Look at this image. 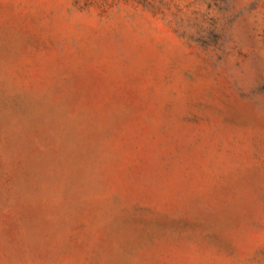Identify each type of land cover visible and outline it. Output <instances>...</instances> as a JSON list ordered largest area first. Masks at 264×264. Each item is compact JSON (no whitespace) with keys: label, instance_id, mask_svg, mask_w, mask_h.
Here are the masks:
<instances>
[{"label":"rangeland","instance_id":"374dc122","mask_svg":"<svg viewBox=\"0 0 264 264\" xmlns=\"http://www.w3.org/2000/svg\"><path fill=\"white\" fill-rule=\"evenodd\" d=\"M0 264H264V0H0Z\"/></svg>","mask_w":264,"mask_h":264}]
</instances>
